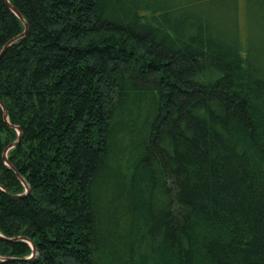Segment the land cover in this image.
Returning a JSON list of instances; mask_svg holds the SVG:
<instances>
[{
	"label": "trees",
	"instance_id": "obj_1",
	"mask_svg": "<svg viewBox=\"0 0 264 264\" xmlns=\"http://www.w3.org/2000/svg\"><path fill=\"white\" fill-rule=\"evenodd\" d=\"M9 1L0 264H264V0Z\"/></svg>",
	"mask_w": 264,
	"mask_h": 264
},
{
	"label": "water",
	"instance_id": "obj_2",
	"mask_svg": "<svg viewBox=\"0 0 264 264\" xmlns=\"http://www.w3.org/2000/svg\"><path fill=\"white\" fill-rule=\"evenodd\" d=\"M5 3L8 5V7L14 12V13H16V15L21 19V21L23 22V24H24V27H25V29H24V31L22 32V33H20L19 35H17V36H15V37H13L12 39H10L8 42H6L5 44H4V46L2 47V49H1V51H0V55L4 52V50L12 43V42H14L17 38H19L20 36H23L24 34H25V31H26V29H27V22L25 21V19L22 17V15L20 14V12L16 9V7L14 6V5H12L11 3H10V1L9 0H5ZM0 104L2 105V108H3V116H4V119L7 121V111H6V109H5V107L3 106V104L0 102ZM10 126H13L17 131H18V137H17V139L15 140V141H13V142H11L5 149H4V151H3V156H4V159H5V161H6V163H8L11 167H12V165L8 162V160H7V151H8V149L9 148H11V147H13L14 145H16L18 142H19V140H20V136H21V131H20V128L18 127V126H16V125H13V124H9ZM22 179V178H21ZM22 181H23V183H24V185H25V189H26V191H28V186H27V184L25 183V181L22 179ZM0 236H2L1 234H0ZM9 239H11V240H13V238H9ZM30 245H31V247H32V254H34L35 253V247H34V244L33 243H31L30 242ZM3 259H4V257H3Z\"/></svg>",
	"mask_w": 264,
	"mask_h": 264
}]
</instances>
